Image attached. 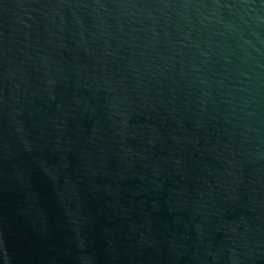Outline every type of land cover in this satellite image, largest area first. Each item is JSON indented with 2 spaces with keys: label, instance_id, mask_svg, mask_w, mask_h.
<instances>
[{
  "label": "water",
  "instance_id": "1",
  "mask_svg": "<svg viewBox=\"0 0 264 264\" xmlns=\"http://www.w3.org/2000/svg\"><path fill=\"white\" fill-rule=\"evenodd\" d=\"M0 264H264V0H0Z\"/></svg>",
  "mask_w": 264,
  "mask_h": 264
}]
</instances>
